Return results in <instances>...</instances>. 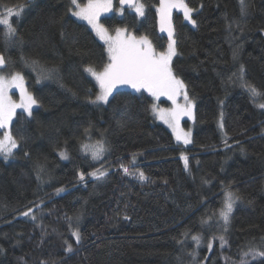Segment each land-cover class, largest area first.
<instances>
[{
    "label": "trees",
    "instance_id": "obj_1",
    "mask_svg": "<svg viewBox=\"0 0 264 264\" xmlns=\"http://www.w3.org/2000/svg\"><path fill=\"white\" fill-rule=\"evenodd\" d=\"M139 2L143 17L113 0L101 23L166 51L160 0ZM185 2L195 25L173 9L171 67L195 103L187 146L153 117L145 89L92 103L98 86L85 69L104 68L106 44L72 15L71 0H0V18L15 28L7 36L0 25V71L22 73L38 103L31 115L16 112L17 147L0 156V264H233L264 239V0H243V11L241 0ZM97 142L105 151L94 159L84 146ZM227 190L240 197L229 223L207 225ZM219 233L227 244L210 248Z\"/></svg>",
    "mask_w": 264,
    "mask_h": 264
},
{
    "label": "snow or ice",
    "instance_id": "obj_2",
    "mask_svg": "<svg viewBox=\"0 0 264 264\" xmlns=\"http://www.w3.org/2000/svg\"><path fill=\"white\" fill-rule=\"evenodd\" d=\"M71 3L78 9L74 15L86 20L93 30H95L96 34L108 44L109 62L104 66L103 70L97 72L91 66L85 69L86 72L95 77L100 86V93L92 103H107L118 85H129L137 91L146 89L157 98L165 95L172 100L174 107L172 109H159V118L173 128L178 141L183 140L185 144L190 143L189 134L184 133L179 128L180 117L185 115L191 117L193 105L188 98L184 82L175 76L171 67L172 58L176 55L175 40L172 38L171 14L174 8L183 9L185 18L195 25V21L192 20L190 15L192 9L188 7L184 0H160V6L157 10L160 19V30L162 32L167 31L169 43L166 51L158 53L146 36L137 38L133 35H126V30L119 28L116 29L115 37L108 35V30L99 23V17L101 12L111 10V0H88V3L83 7L77 3V0H71ZM120 3L121 5L128 4L141 17L145 14L144 5L139 0H120ZM241 3L243 11V0H241ZM9 14H11V10H9ZM15 15L19 16L20 13L16 12ZM0 25L7 28V36L15 35V28L12 27L7 17L0 18ZM4 64L5 60L3 56H0V66ZM241 71L243 72V68ZM12 87L20 89L21 100L19 104L12 102L11 98L7 95V91ZM247 88L254 98L261 95L254 85H247ZM178 95H183L186 102L184 105L177 104L176 97ZM36 103L37 101L32 95L27 93L22 75L16 73L10 79L0 76V129L9 127L17 108H21L31 115L32 106ZM259 106L264 108V104ZM16 147V140L9 131H6L3 139H0V154H3L5 159H7ZM84 147L86 150L91 151L94 159L100 158L105 151L104 145L101 142H97L95 145H85ZM61 156L64 157L65 154L61 153ZM182 158L187 167L188 158L186 156ZM124 171L128 173L127 168H124ZM90 175L96 176L97 173L94 172ZM104 175L105 173L100 171L97 178ZM84 178V173H80L79 179L83 181ZM139 178L141 180L146 179L143 172L139 173ZM239 199L240 197L235 196L232 192H225L223 207L220 210V218L225 225L229 223L233 206ZM31 211L32 209H29L23 215L27 216ZM72 235L76 238V242L79 243L81 239L79 231H74ZM192 239L199 243V237L193 236ZM220 240L222 244L226 243L224 237L221 236ZM209 247L211 248V244H209ZM66 250L72 251V245L69 244ZM247 255L245 253V256ZM254 255L264 256V253H254ZM241 264H246V262L242 260Z\"/></svg>",
    "mask_w": 264,
    "mask_h": 264
},
{
    "label": "rangeland",
    "instance_id": "obj_3",
    "mask_svg": "<svg viewBox=\"0 0 264 264\" xmlns=\"http://www.w3.org/2000/svg\"><path fill=\"white\" fill-rule=\"evenodd\" d=\"M184 2H185V0H184ZM78 3V2H77ZM88 3V0L85 2V3H83V4H81V3H78L81 7H83L84 5H86ZM186 3V2H185ZM159 6H160V2H159V4H158V6H157V10H158V8H159ZM114 8V5H113V0H111V10L110 11H108V12H101V14H100V16L101 15H103V14H105V13H109V12H111L112 11V9ZM174 9H177V10H180V11H182L183 12V9H179V8H174ZM76 11H78V9L75 7V6H73V9H72V15L73 16H75L77 19H79V20H82V21H85V22H87L86 20H84V19H82V18H80V17H78V16H76V15H74V13L76 12ZM173 11V10H172ZM158 12V11H157ZM183 14H184V12H183ZM192 14V12L190 13V15ZM8 19H9V17H10V15H8V16H6ZM4 18V17H3ZM191 18H192V15H191ZM171 20H172V14H171ZM189 21V20H188ZM190 22V21H189ZM88 23V22H87ZM99 23L100 24H102L101 23V21H100V17H99ZM158 23H159V28H160V19H159V13H158ZM103 25V24H102ZM91 26V25H90ZM104 26V25H103ZM105 27V26H104ZM172 27H173V24H172ZM91 28H92V26H91ZM106 28V27H105ZM93 29V28H92ZM107 29V28H106ZM119 29H123V28H119ZM108 30V29H107ZM126 30V35H133L132 33H130L129 31H127V29H125ZM161 31V30H160ZM94 32H95V30H94ZM162 32V31H161ZM96 33V32H95ZM162 33H164V34H166L167 35V37H168V34H167V31H163ZM97 35V34H96ZM108 35H110V36H113V37H115V35H116V31H114V32H111V31H109L108 30ZM98 36V35H97ZM133 36H135V35H133ZM135 37H137V38H139V37H141V36H135ZM98 38L100 39V40H102L99 36H98ZM173 40H174V35H173ZM149 40V39H148ZM105 44H106V50L108 49V44L104 41V40H102ZM168 43H169V39H168ZM107 55H108V52H107ZM175 56V55H174ZM173 56V57H174ZM108 62H109V58H108ZM93 68V67H92ZM95 71H97V72H100V71H102V70H96L95 68H93ZM16 73H19L20 75H22L23 76V74L22 73H20V72H14L13 74H16ZM173 73L175 74V72L173 71ZM13 74H7V73H5V72H3V71H0V76H3V77H5V78H7V79H10L11 78V76L13 75ZM88 74L94 79V81L96 82V84H97V86H98V93H97V95L100 93V86H99V83H98V81L95 79V77L94 76H92L89 72H88ZM175 76L178 78V79H180V80H182L179 76H177L176 74H175ZM23 78H24V76H23ZM183 81V80H182ZM184 85H185V83H184ZM24 87H25V89H26V91H27V93H29V94H31L30 92H29V90L27 89V86H26V81H25V78H24ZM118 88H129V89H132V90H134V91H137V90H135V89H133L131 86H129V85H118L117 86V88L116 89H118ZM115 89V90H116ZM114 90V91H115ZM142 90H144V89H140L139 91H142ZM146 90V89H145ZM185 90H186V85H185ZM113 91V92H114ZM187 91V90H186ZM146 92H148L147 90H146ZM149 94H150V96L152 97V99H153V101H152V104H151V111H152V115H153V117L157 120V121H160V122H162V123H164L170 130H171V132L173 133V135H174V137H175V140L177 141V142H179V143H181V144H183L184 146H187V145H189L191 142H192V132H193V127H194V110H195V103H194V100L188 95V98H189V100L192 102V105H193V108H192V116L190 117V116H187V115H185V116H181L180 117V120H179V128L180 129H182L183 130V132L184 133H188L189 134V139H190V143H188V144H185L184 142H183V140H180V141H178L177 139H176V135H175V133H174V131H173V128L168 124V123H166L164 120H161L160 118H159V112H158V110L159 109H172L173 107H174V104H173V102H172V100H170L167 96H165V95H161V96H159V98H157V97H155V96H153L150 92H148ZM188 94V93H187ZM7 95L11 98V101L12 102H14V103H16V104H19L20 103V100H21V93H20V89L19 88H16V87H12V88H10L8 91H7ZM32 95V94H31ZM33 97V96H32ZM34 98V97H33ZM94 100H95V98H94ZM162 100H166L167 102H169V104H164V103H162ZM176 102H177V104H180V105H184L186 102H185V100H184V98H183V95H178L177 97H176ZM100 103H104V102H100ZM37 104L38 103H36L35 105H33L32 106V110H33V108H35L36 106H37ZM18 110H22V111H24L23 109H21V108H17L16 110H15V114H16V112L18 111ZM26 112V111H25ZM27 113V112H26ZM28 114V113H27ZM29 115V114H28ZM14 117H15V115L12 117V121H13V119H14ZM185 121H189L188 122V125L187 126H185L184 125V122ZM12 123V122H11ZM11 123H10V125H9V127L8 128H6V129H0V139H3V137H4V133L6 132V131H9L10 132V126H11ZM11 133V132H10ZM60 153H64L65 154V156L64 157H62V158H65V157H67V154H66V152H65V150H62ZM0 156H4L3 154H0ZM10 156V155H9ZM9 156L7 157V158H9ZM142 171H140V172H137V177H139V173H141ZM226 192H231V191H229V190H227ZM237 203V201L235 202V204ZM235 204H234V206H235ZM233 206V207H234ZM222 209V208H221ZM220 209V210H221ZM220 210H218L216 213H214L212 216H210L208 219H207V221H206V224L207 225H209V224H217V226L219 227V228H221V229H224L225 227H226V225L224 224V222H223V220L220 218ZM25 212H28V211H25ZM25 212H23V213H25ZM23 215V214H22ZM25 216V215H24ZM224 237V240L226 241V243H223V245H226L227 244V240H226V236L224 235V234H221V233H219V234H216V235H212V237H211V239H210V241H209V244H211L213 241H218V242H220L221 244H222V242H221V240H220V237ZM196 237H199L198 235H196ZM193 241V244H194V247L195 248H197L199 245V243L202 241L201 239H200V237H199V243H197L196 241H194V240H192ZM209 244H208V246H209ZM245 253H247L248 255L247 256H245ZM254 253H264V239H259V240H257V241H254V242H250L249 244H247V245H245L244 246V248H243V251H242V255L240 256L241 258H239L238 260H236L235 262H233V264H241V261L243 260V261H245L246 263L247 262H249V261H251V260H254V259H257V258H260V257H262V256H258V255H254Z\"/></svg>",
    "mask_w": 264,
    "mask_h": 264
},
{
    "label": "water",
    "instance_id": "obj_4",
    "mask_svg": "<svg viewBox=\"0 0 264 264\" xmlns=\"http://www.w3.org/2000/svg\"><path fill=\"white\" fill-rule=\"evenodd\" d=\"M119 4L121 5L120 0H119ZM121 6L124 7V8H131V6H129L128 4H124V5H121ZM2 66H4V65H2Z\"/></svg>",
    "mask_w": 264,
    "mask_h": 264
}]
</instances>
